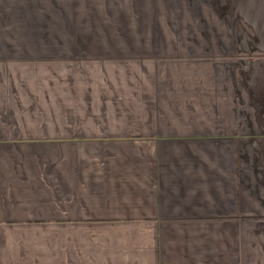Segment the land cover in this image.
Instances as JSON below:
<instances>
[{"label":"crops","instance_id":"0c3cea01","mask_svg":"<svg viewBox=\"0 0 264 264\" xmlns=\"http://www.w3.org/2000/svg\"><path fill=\"white\" fill-rule=\"evenodd\" d=\"M0 264H264V0H0Z\"/></svg>","mask_w":264,"mask_h":264},{"label":"rangeland","instance_id":"374dc122","mask_svg":"<svg viewBox=\"0 0 264 264\" xmlns=\"http://www.w3.org/2000/svg\"><path fill=\"white\" fill-rule=\"evenodd\" d=\"M13 75H14V74H11L12 77H13ZM17 76H18V74H17ZM24 77H27V74H24Z\"/></svg>","mask_w":264,"mask_h":264}]
</instances>
